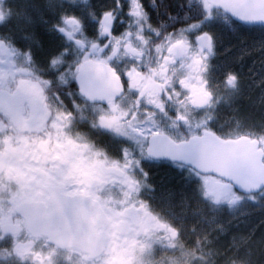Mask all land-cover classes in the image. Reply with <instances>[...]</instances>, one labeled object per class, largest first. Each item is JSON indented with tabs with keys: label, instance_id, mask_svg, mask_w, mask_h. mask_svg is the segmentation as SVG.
Here are the masks:
<instances>
[{
	"label": "snow or ice",
	"instance_id": "1",
	"mask_svg": "<svg viewBox=\"0 0 264 264\" xmlns=\"http://www.w3.org/2000/svg\"><path fill=\"white\" fill-rule=\"evenodd\" d=\"M65 2L77 4L49 0L48 9L56 18L44 23L65 42L48 49L30 15L25 25L5 29L11 15L0 13V32H6L0 35V260L56 264L55 256L62 251L66 264H150L145 256L153 246H174L180 233L179 226L137 199L147 186L143 159H184L197 169L210 165L246 191L264 185V133L225 139L212 127L206 111L213 102L207 57L215 41L203 27L211 21L213 6L243 22L264 23V0H198L204 16L174 33L165 32L159 43L143 34L148 17L139 0H131L129 8L138 25L135 41L131 32L112 35L115 17L108 11L100 16L89 12L97 24L89 40L81 16L56 11L57 4L63 8ZM80 2L90 5L89 0ZM192 4L187 0L188 7ZM184 19H189L187 13ZM148 27L160 36L158 29ZM109 36L110 45H103ZM36 51L59 86L77 90L83 103L74 101L73 107L82 117L85 108L91 109L90 126L117 141L119 155L79 133L73 135L72 113L46 102L51 81L41 78ZM125 56L133 59L123 67L112 63ZM225 83L235 88L236 78L228 74ZM194 112H204V118L194 121ZM159 115L171 128L178 130L183 124L189 136L177 141L165 135ZM137 149L139 157L133 159ZM134 166H140L143 179L128 175ZM117 175L125 187L118 198L102 201L98 191ZM225 187L228 194L223 199L231 207L241 197ZM205 196L209 198L207 192ZM84 198L95 206L89 222L67 223L64 210L82 208ZM221 198L210 197L213 203Z\"/></svg>",
	"mask_w": 264,
	"mask_h": 264
},
{
	"label": "flooded vegetation",
	"instance_id": "2",
	"mask_svg": "<svg viewBox=\"0 0 264 264\" xmlns=\"http://www.w3.org/2000/svg\"><path fill=\"white\" fill-rule=\"evenodd\" d=\"M53 2H55V0H53ZM139 2L143 6V10L148 17L147 24L143 25V34L145 37H150L153 43H159L165 32L174 33L185 24L201 19L204 16V9L198 0H193L191 7H188L187 0H139ZM89 3L90 5L77 0V4L73 7L65 2L63 8L57 4L56 11L58 13L67 12L68 14L81 16L85 21V35L89 40L93 39L97 27L96 21L89 16V12L93 11L97 16L102 15L105 11L111 12L115 17L112 35L119 37L122 34L131 32V39L133 41L136 40L138 25H136L134 18L129 12L131 0H89ZM48 4L49 0H0V13H4L5 17H7L9 12L11 15L10 24H6L5 29L17 23H19V25H25L27 23L26 17L30 15L36 27L37 35L42 39L45 49H48L52 45L64 43L65 38L63 36L47 30L48 24L53 23L56 18L55 14L49 11ZM186 13L189 17L188 20L184 19ZM224 18L230 19L229 16L221 13L217 7L213 6L211 21L206 22L203 26L204 30L216 36L214 51L207 57V63L209 65L208 80L210 89L213 93V102L211 107L207 108L206 111L212 116V127L214 129H223L233 134L225 137V139H236L238 136H249L250 138H254L252 133L238 132V128L234 125L233 117L230 118L229 113L235 111L239 103L244 105L242 104L244 100L241 99V97L248 94L249 87H260L262 89V96H264V48H258V51L250 49L242 55L240 54L241 52H238L237 48L231 47L232 45H229V43H225V41L221 39L223 35L222 31L232 34H236L239 31H235L233 27H225L224 24H220V20ZM45 20L48 24L44 23ZM0 23H2V21H0ZM148 25L158 29L161 33L160 36H156L154 32L150 31ZM236 25L246 30L253 29L255 28L253 26H256L240 23ZM0 31H2V29H0ZM5 34L6 32H0V35ZM110 42L111 36L104 39L103 45L108 46ZM16 43L17 46H20L19 41ZM69 46L73 48L74 52L76 51L74 45ZM151 51L154 50L150 48L149 52L151 53ZM235 52L239 54V56H237L238 58L233 56ZM5 58L7 59L8 57ZM70 58L75 57L70 55ZM36 59L38 62L44 63L42 54L39 51H36ZM132 59L133 57L125 56L122 57L117 64L114 58L112 63L119 67H123L125 63L130 62ZM230 71L237 73L239 76V83L235 88H229L225 83V73ZM73 83H75V81H73ZM173 114L174 107H170L168 109V116L171 117ZM202 118H204V112L193 113L194 121H198ZM229 118L230 120H228ZM157 119L160 123V131L165 135L172 136L177 141L189 136V131L183 124H181L180 128L177 130L169 127V120L164 116L159 115ZM263 129V126L261 127L259 124L257 135L264 133ZM100 142L107 145L108 151L112 155H119L118 142L110 140L106 133L100 136ZM138 157L139 151L137 149L136 156L133 157V159ZM141 166L144 172L147 171L149 173V177L145 180L147 186L139 191L137 199L147 201L151 209L155 213H158L163 220L179 226L180 233L179 241L174 246H168L167 243L155 244L151 253L147 255L149 259L159 256L163 251L173 252L181 245L180 251L194 249L195 243L192 242V240L187 242L189 238H184L185 235L182 233V216L187 208L205 207L208 208L211 213H217L219 208H222L221 210L223 212L229 214L239 207L247 208L249 203L255 202L252 198L263 196L261 192L264 191V188L258 193H246L247 195H242L244 192L239 191L233 183L212 173H201L195 168L182 163V160H174L167 156H161L158 159H143ZM187 171L193 175L190 186L187 185L185 176ZM127 173L130 177L135 176L143 179L140 166L130 167ZM205 181L207 182L206 185ZM153 186L154 192L152 190ZM225 186L231 187V194L241 197V199L231 207L226 200L223 199V196L228 194ZM105 187L120 194L125 185L121 183V177L117 175L113 177L111 182L106 184ZM205 192H207V197L209 198H206ZM215 196L222 197L219 203H213L210 199V197ZM193 238L194 236H192V239ZM37 247L39 248V245H37ZM55 261L56 264H66L62 251L55 256ZM0 264H3V260H0ZM9 264H14V261L10 260Z\"/></svg>",
	"mask_w": 264,
	"mask_h": 264
},
{
	"label": "rangeland",
	"instance_id": "3",
	"mask_svg": "<svg viewBox=\"0 0 264 264\" xmlns=\"http://www.w3.org/2000/svg\"><path fill=\"white\" fill-rule=\"evenodd\" d=\"M223 21H227L235 31H246L237 27V23L231 18L221 19L220 24H224ZM255 30L259 29L254 28ZM250 123L242 119L241 125L253 129L259 126V123L257 125ZM260 125L264 128V118ZM185 176L187 185L190 186L193 175L187 171ZM252 199L255 202L249 203L247 208L239 207L229 214L223 212L222 208H219L217 213H211L205 207L187 208L182 216L184 238H189L187 242L192 240L195 243L194 249L197 252L202 249L215 264H220V261L229 255L251 261L252 264H264V195Z\"/></svg>",
	"mask_w": 264,
	"mask_h": 264
},
{
	"label": "clouds",
	"instance_id": "4",
	"mask_svg": "<svg viewBox=\"0 0 264 264\" xmlns=\"http://www.w3.org/2000/svg\"><path fill=\"white\" fill-rule=\"evenodd\" d=\"M225 27H230L227 21H223ZM151 31V29H149ZM210 34L214 37L215 45H216V36L215 34ZM37 68L39 74L42 79H48L51 81L50 86L46 89V102L52 107H59L66 112L72 113V133L76 135L79 133L84 136L89 143L95 144L98 148L104 149L107 147L106 144L100 142V136L104 133L100 130L94 129L90 126V121L92 113L89 108L84 109V115L81 116V113L76 111L73 107V103L80 102L83 103L79 96L77 90L73 89L72 86H59L56 82L55 73L49 71L45 65V63H40L37 61ZM228 74L233 75L236 78V85L239 83V76L235 72H227L225 73V79ZM62 102V103H61ZM213 123V122H212ZM215 131L222 137H228L233 135L232 133H228L223 129ZM144 175L148 178L149 173L147 171L144 172ZM154 192V186H153ZM98 195L101 200H112L118 198L120 194L113 192L111 189L107 187H103L98 191ZM242 195H247L246 193H242ZM79 200L80 198H76ZM147 203V201L143 200ZM95 212V206H93L89 199H83V207H73L69 206L64 210V217L67 223H75L78 220L84 223L89 222V218ZM197 246H199V241H197ZM181 246H178L175 251L168 252L163 251L159 254V256L149 259L148 256H145V259L150 261V264H215V261L210 260L206 254L203 253L201 249L200 252H197L195 249L186 250L187 255L184 254L185 251H180ZM221 255H223L221 253ZM220 264H252L251 261L243 260L239 258H235L229 255L224 260L220 261Z\"/></svg>",
	"mask_w": 264,
	"mask_h": 264
},
{
	"label": "trees",
	"instance_id": "5",
	"mask_svg": "<svg viewBox=\"0 0 264 264\" xmlns=\"http://www.w3.org/2000/svg\"><path fill=\"white\" fill-rule=\"evenodd\" d=\"M219 11L223 13L221 10ZM253 27L258 28L259 30L254 31V28L247 29L245 32L240 31L236 34L222 31L223 35L221 39L224 40L225 43L232 45L231 47L237 48L238 52H241L240 54L242 55L250 49L258 51V48H264V25H256ZM233 56L237 57L239 54H236L235 52V55L233 54ZM261 92L262 89L258 86L249 87L248 94L241 97V99L244 100L242 103L244 105H241L238 102V108L229 113V117H233L232 119L235 127L238 128V132L242 131L252 134L258 133V127H255L254 129L251 127H245L246 125L243 124L244 126H242L241 122L242 119L248 120V122H251L253 125H257V123L260 124L262 122L264 118V96H262ZM230 118L228 120H230Z\"/></svg>",
	"mask_w": 264,
	"mask_h": 264
},
{
	"label": "water",
	"instance_id": "6",
	"mask_svg": "<svg viewBox=\"0 0 264 264\" xmlns=\"http://www.w3.org/2000/svg\"><path fill=\"white\" fill-rule=\"evenodd\" d=\"M215 7H217V8H218L219 10H221L223 13H225L226 15H228L229 17H231V18H232L235 22H237V23L245 24V25H264V23H260V22H243V21L237 19L236 17H234V16H233L228 10L224 9L223 7H218V6H215ZM247 137H249V136H247ZM249 138H250V137H249ZM175 160H182V163H184V164H186V165H188V166H191V167L195 168L196 170H198V171L201 172V173H206V174H208V173H212V174H215V175H217V176H219V177L225 179L226 181H229V182L233 183L239 191L244 192V193H247V194L258 193L259 191H261V190L264 188V185H261L259 190H255V191H246V190L241 189V187H240L238 184L234 183L229 177L224 176V175H221L220 173H218V172H217L213 167H211L210 165L207 166V167H205V168H202V169H197V168L195 167V165H194L193 163H191L190 161H186V160H184V159H175Z\"/></svg>",
	"mask_w": 264,
	"mask_h": 264
}]
</instances>
